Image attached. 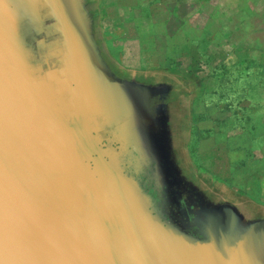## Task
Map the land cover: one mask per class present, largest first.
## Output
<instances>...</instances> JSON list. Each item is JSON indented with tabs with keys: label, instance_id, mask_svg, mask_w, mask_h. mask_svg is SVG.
Returning a JSON list of instances; mask_svg holds the SVG:
<instances>
[{
	"label": "water",
	"instance_id": "1",
	"mask_svg": "<svg viewBox=\"0 0 264 264\" xmlns=\"http://www.w3.org/2000/svg\"><path fill=\"white\" fill-rule=\"evenodd\" d=\"M98 2L0 0V264H264V207L190 159L193 82L121 68Z\"/></svg>",
	"mask_w": 264,
	"mask_h": 264
},
{
	"label": "rangeland",
	"instance_id": "2",
	"mask_svg": "<svg viewBox=\"0 0 264 264\" xmlns=\"http://www.w3.org/2000/svg\"><path fill=\"white\" fill-rule=\"evenodd\" d=\"M141 2L144 12L158 3V46L146 50L147 69L193 82V165L264 204V0Z\"/></svg>",
	"mask_w": 264,
	"mask_h": 264
},
{
	"label": "crops",
	"instance_id": "3",
	"mask_svg": "<svg viewBox=\"0 0 264 264\" xmlns=\"http://www.w3.org/2000/svg\"><path fill=\"white\" fill-rule=\"evenodd\" d=\"M152 8L144 12L141 0H99L98 2L97 10L105 46L114 61L126 71L136 73L162 71V69H147L153 57L152 53L146 50L157 48L160 32L158 3L156 10ZM123 63L137 67H127ZM225 187L264 207V204L249 196L229 186Z\"/></svg>",
	"mask_w": 264,
	"mask_h": 264
},
{
	"label": "flooded vegetation",
	"instance_id": "4",
	"mask_svg": "<svg viewBox=\"0 0 264 264\" xmlns=\"http://www.w3.org/2000/svg\"><path fill=\"white\" fill-rule=\"evenodd\" d=\"M151 194L155 197V195L153 194V191L151 190ZM184 206H185V203H184ZM161 209H163V208H161ZM193 232V231H192Z\"/></svg>",
	"mask_w": 264,
	"mask_h": 264
}]
</instances>
